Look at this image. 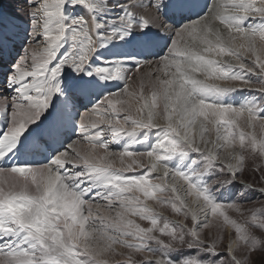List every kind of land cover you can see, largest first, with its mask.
I'll use <instances>...</instances> for the list:
<instances>
[{
	"label": "snow or ice",
	"instance_id": "obj_1",
	"mask_svg": "<svg viewBox=\"0 0 264 264\" xmlns=\"http://www.w3.org/2000/svg\"><path fill=\"white\" fill-rule=\"evenodd\" d=\"M0 264H264V0H0Z\"/></svg>",
	"mask_w": 264,
	"mask_h": 264
},
{
	"label": "rangeland",
	"instance_id": "obj_2",
	"mask_svg": "<svg viewBox=\"0 0 264 264\" xmlns=\"http://www.w3.org/2000/svg\"><path fill=\"white\" fill-rule=\"evenodd\" d=\"M6 5V4H5ZM258 199H260V197L257 195L256 197H254V201L255 200H258Z\"/></svg>",
	"mask_w": 264,
	"mask_h": 264
}]
</instances>
